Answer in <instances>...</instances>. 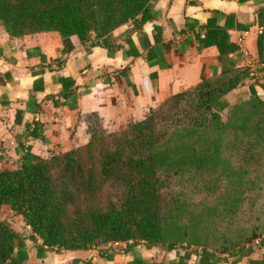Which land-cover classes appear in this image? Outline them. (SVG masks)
<instances>
[{"label":"trees","instance_id":"obj_1","mask_svg":"<svg viewBox=\"0 0 264 264\" xmlns=\"http://www.w3.org/2000/svg\"><path fill=\"white\" fill-rule=\"evenodd\" d=\"M155 1L0 0V27L12 36L56 30L64 39L74 35L89 46L113 50L118 47L114 30L129 22L142 25ZM246 70L225 69L202 79L117 129L104 127L97 113L88 114L86 143L46 157L27 152L15 168L0 169V205L22 215L38 257L47 251L96 248L114 264H145L138 243L150 249L164 242L166 219L176 210L163 189L169 173L178 171L160 151L183 130L203 135L217 130V124L225 128L220 112L242 101L231 104L224 95L241 82ZM243 101L264 120V101ZM203 162L197 156V167ZM255 238L264 245V232L252 233L249 241ZM122 241L123 246L103 247ZM167 247L176 250V257L152 264H189L181 251L189 244L168 242ZM191 251L198 264H218L239 261L253 248L230 250L232 260L205 246ZM28 257L26 238L0 219V264H22ZM69 264L96 263L76 258ZM249 264H264V255L250 258Z\"/></svg>","mask_w":264,"mask_h":264},{"label":"crops","instance_id":"obj_2","mask_svg":"<svg viewBox=\"0 0 264 264\" xmlns=\"http://www.w3.org/2000/svg\"><path fill=\"white\" fill-rule=\"evenodd\" d=\"M113 33L118 47L111 50L56 30L12 36L0 27V169L15 168L27 152L46 157L86 143L90 113L117 129L225 69H247L225 93L228 102L264 101V0H156L142 25L129 22ZM136 248L144 258L153 249ZM28 250V264H69L76 252L38 257ZM86 250L81 260L114 264ZM263 255L258 244L239 261L218 264Z\"/></svg>","mask_w":264,"mask_h":264},{"label":"rangeland","instance_id":"obj_3","mask_svg":"<svg viewBox=\"0 0 264 264\" xmlns=\"http://www.w3.org/2000/svg\"><path fill=\"white\" fill-rule=\"evenodd\" d=\"M250 104L242 101L221 111L225 128L217 124V130L203 135L183 130L160 151L159 155L178 171L169 173L163 189L176 210L166 219L165 241L146 251L145 264L174 259L176 251L167 247L168 242L190 245L181 249L189 264H195L191 251L195 248L205 246L232 260L230 250L239 246L254 249L258 245L259 238L252 242L249 238L252 233L264 232V120L251 112ZM197 156L204 159L200 167ZM0 219L24 236L32 249L33 243L27 240L30 227L22 215L2 204ZM125 244L112 242L103 247ZM139 244L145 247L143 242ZM66 260L53 259L48 263L62 264Z\"/></svg>","mask_w":264,"mask_h":264},{"label":"water","instance_id":"obj_4","mask_svg":"<svg viewBox=\"0 0 264 264\" xmlns=\"http://www.w3.org/2000/svg\"><path fill=\"white\" fill-rule=\"evenodd\" d=\"M75 257H81V258H86L87 255L89 254V251L86 249H79V250H75Z\"/></svg>","mask_w":264,"mask_h":264}]
</instances>
